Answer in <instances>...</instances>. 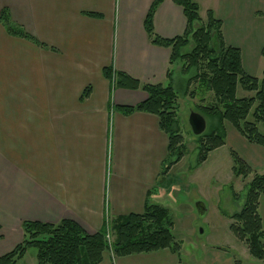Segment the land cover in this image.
Segmentation results:
<instances>
[{"label":"crops","instance_id":"crops-1","mask_svg":"<svg viewBox=\"0 0 264 264\" xmlns=\"http://www.w3.org/2000/svg\"><path fill=\"white\" fill-rule=\"evenodd\" d=\"M154 1L0 0V14L7 8L47 46L13 37L0 23V256L22 242L25 221L71 220L93 235L142 214L148 203L170 209L177 189L165 181L168 136L157 116L119 111L148 95L114 88L103 74L113 66L142 83L167 84L171 48L152 44L144 26ZM193 1L203 21L209 10L222 21L225 43L241 51L247 74L262 79L264 0ZM186 28L182 7L163 0L155 32L172 39ZM225 132L224 146L264 175V146L249 143L228 123ZM259 212L264 227V195ZM210 247L211 264H236L219 246ZM28 252L17 264H37V253L29 261ZM187 255L183 246L179 254L164 249L117 258L106 252L100 264H183Z\"/></svg>","mask_w":264,"mask_h":264},{"label":"trees","instance_id":"trees-1","mask_svg":"<svg viewBox=\"0 0 264 264\" xmlns=\"http://www.w3.org/2000/svg\"><path fill=\"white\" fill-rule=\"evenodd\" d=\"M173 1L182 7L187 20L183 36L166 39L155 32L154 16L163 0L153 2L144 22L152 44L171 48L166 85L142 83L126 73L116 72L113 66L103 70L114 88L147 93L145 102L134 107H120L119 111L126 116L145 112L158 117L160 128L169 139L168 160L164 166L166 173L185 155L183 135L178 125L177 101L182 93L183 96L189 93L193 84L197 85V95L202 103L208 93L214 96L210 105H197L194 108L207 121L206 131L195 136L196 166L203 164L211 152L226 144V123L232 125L249 143L264 146V77L258 79L245 72L241 51L225 43L222 21L215 17L213 11L209 10L203 21L198 3L193 0ZM0 23L9 35L31 41L42 48L47 47L15 23L7 8L1 11ZM178 66L185 76L182 93L178 92L173 81ZM238 87L254 95L239 98ZM89 94L90 89L87 88L82 100ZM194 94L191 93L192 97ZM250 114L252 120L248 119ZM260 124L263 126L262 131L259 129ZM231 155L234 176L248 179L253 174V178L246 185L241 210L227 215L232 221L229 228L247 246L252 257L264 261V227L259 212L260 199L264 195V175L254 173L235 152L232 151ZM111 225L115 232L112 243L107 240V227ZM173 226L167 208L149 203L142 214H131L119 218L115 223H107L102 231L93 235L71 220H62L56 225L25 221L22 225V242L0 256V264H17L31 248L37 251V264H100L106 252H111L117 258L164 249L179 254L181 244L175 239ZM236 264L242 262L236 261Z\"/></svg>","mask_w":264,"mask_h":264},{"label":"rangeland","instance_id":"rangeland-1","mask_svg":"<svg viewBox=\"0 0 264 264\" xmlns=\"http://www.w3.org/2000/svg\"><path fill=\"white\" fill-rule=\"evenodd\" d=\"M184 77L178 69V76L173 78L179 93L183 92ZM192 92L195 93L194 97L191 95ZM182 94L177 101V117L183 135L185 155L181 161L171 167L169 174L165 176V181L177 189L170 200V209H167L174 222L173 234L176 241L181 244V249L183 246L190 253L183 264H211L206 251L208 247L211 248L210 246H219L220 251L235 257V261H240L242 264H264V261L252 256L249 259L253 262L246 258L239 244L240 241L230 231L232 221L227 216L241 210L245 200L246 185L253 177L250 175L248 179H243L234 176V161L228 146L211 152L203 164L196 166L197 143L189 126V116L191 112H195L194 108L197 105H210L214 101V96L208 93L205 102L202 103L197 95L196 84L191 86L188 94L184 96ZM253 95L254 93L238 87L239 98ZM248 119H253L251 114ZM259 129L263 130L261 124ZM199 202L205 206L204 214L198 210ZM107 229V240L112 243L115 232L112 225ZM36 253V249L31 248L28 252V260L30 261L32 257L35 260Z\"/></svg>","mask_w":264,"mask_h":264},{"label":"water","instance_id":"water-1","mask_svg":"<svg viewBox=\"0 0 264 264\" xmlns=\"http://www.w3.org/2000/svg\"><path fill=\"white\" fill-rule=\"evenodd\" d=\"M189 126L191 128L192 133L195 136L202 135L207 129V121L206 119L198 112H191L189 116ZM198 210L201 214L205 212V206L203 203L199 202L197 204Z\"/></svg>","mask_w":264,"mask_h":264}]
</instances>
